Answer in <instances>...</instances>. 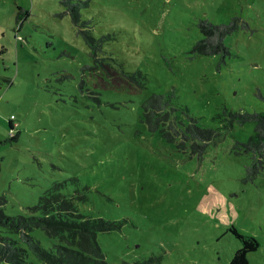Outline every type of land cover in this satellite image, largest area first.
<instances>
[{"label":"rangeland","instance_id":"obj_1","mask_svg":"<svg viewBox=\"0 0 264 264\" xmlns=\"http://www.w3.org/2000/svg\"><path fill=\"white\" fill-rule=\"evenodd\" d=\"M17 7L29 12L20 26ZM81 17L94 37L109 36L106 55L140 72L145 88L96 84L89 48L59 0H0L4 214L38 215L30 207L61 184L80 213L123 222L97 233L108 264H229L250 239L258 247L247 264H264V165L245 180L249 155L232 150L253 124H234L198 157L148 131L141 107L174 90L179 119L187 108L212 128L224 109L264 111V0H88ZM231 18L240 26L224 38V62L191 55L200 19ZM31 235L50 246L42 230Z\"/></svg>","mask_w":264,"mask_h":264},{"label":"trees","instance_id":"obj_2","mask_svg":"<svg viewBox=\"0 0 264 264\" xmlns=\"http://www.w3.org/2000/svg\"><path fill=\"white\" fill-rule=\"evenodd\" d=\"M59 4L89 48L88 55L92 64L87 68L93 72L92 75L98 73L96 84L104 88H125L130 92L145 88L146 78L140 72H128L121 63L106 55L103 43L109 36L92 35L89 29L91 20L81 17V9L88 6V0H59ZM16 9L15 23L20 26L29 12L21 7ZM239 26L236 18L222 24L200 19L197 28L202 37L191 47V55H216L220 62H224L230 55L224 38ZM174 99V90H169L165 93H152L143 101L142 122L148 131L158 132L166 141L175 142L182 149L189 148L191 154L201 157L207 147L215 144L234 124L242 126L252 123L253 134L245 142L235 141L232 150L236 155H249L245 180H252L261 172L264 165V111L232 112L224 109L219 118L221 127H203L198 126L188 115L187 108L181 112L187 121L179 119L175 114L177 108L173 106ZM8 125L10 129L14 128L11 119ZM60 185L55 184L53 188L45 190L38 202L30 207L32 211H38V215L9 216L4 214L0 206V229L5 233L0 235V264H108L97 242V233L120 230L123 222L80 213L72 198L58 191ZM34 229H40L47 235L50 241L48 248L31 235ZM242 242L243 247L234 253L229 264H247V253L258 247L252 239ZM119 264L131 263L121 261Z\"/></svg>","mask_w":264,"mask_h":264}]
</instances>
